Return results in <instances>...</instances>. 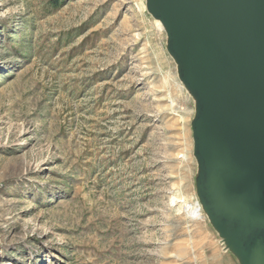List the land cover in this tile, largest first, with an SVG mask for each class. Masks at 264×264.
Returning a JSON list of instances; mask_svg holds the SVG:
<instances>
[{
  "label": "rangeland",
  "instance_id": "obj_1",
  "mask_svg": "<svg viewBox=\"0 0 264 264\" xmlns=\"http://www.w3.org/2000/svg\"><path fill=\"white\" fill-rule=\"evenodd\" d=\"M167 46L146 0H0V264H241Z\"/></svg>",
  "mask_w": 264,
  "mask_h": 264
},
{
  "label": "water",
  "instance_id": "obj_2",
  "mask_svg": "<svg viewBox=\"0 0 264 264\" xmlns=\"http://www.w3.org/2000/svg\"><path fill=\"white\" fill-rule=\"evenodd\" d=\"M196 101L197 193L241 264H264V0H146Z\"/></svg>",
  "mask_w": 264,
  "mask_h": 264
},
{
  "label": "bare ground",
  "instance_id": "obj_3",
  "mask_svg": "<svg viewBox=\"0 0 264 264\" xmlns=\"http://www.w3.org/2000/svg\"><path fill=\"white\" fill-rule=\"evenodd\" d=\"M156 25L160 28V30H164V28L161 26V24H160V22L159 21H157L156 20ZM165 31V30H164ZM201 212H204L205 213V211H204V209H203V207H202V205H201V203L200 204H197V205H195L194 206V208L191 210V212H190V214H191V216L192 217H195V218H197V219H200V218H202V213ZM206 214V213H205ZM223 240V239H222ZM224 241V240H223ZM223 243V242H222ZM225 243V242H224ZM226 244V243H225ZM224 244V245H225Z\"/></svg>",
  "mask_w": 264,
  "mask_h": 264
},
{
  "label": "trees",
  "instance_id": "obj_4",
  "mask_svg": "<svg viewBox=\"0 0 264 264\" xmlns=\"http://www.w3.org/2000/svg\"><path fill=\"white\" fill-rule=\"evenodd\" d=\"M56 3H58V2H56Z\"/></svg>",
  "mask_w": 264,
  "mask_h": 264
}]
</instances>
